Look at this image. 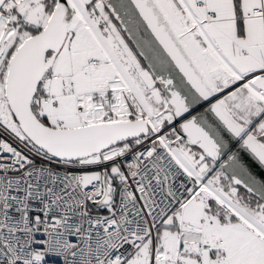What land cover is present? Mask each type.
<instances>
[{
	"label": "snow or ice",
	"instance_id": "1",
	"mask_svg": "<svg viewBox=\"0 0 264 264\" xmlns=\"http://www.w3.org/2000/svg\"><path fill=\"white\" fill-rule=\"evenodd\" d=\"M0 264H264V0H0Z\"/></svg>",
	"mask_w": 264,
	"mask_h": 264
}]
</instances>
